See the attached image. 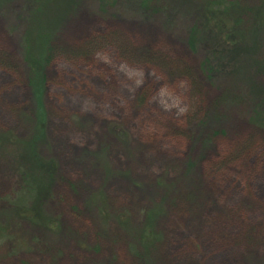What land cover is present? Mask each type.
I'll return each mask as SVG.
<instances>
[{
  "label": "rangeland",
  "instance_id": "1",
  "mask_svg": "<svg viewBox=\"0 0 264 264\" xmlns=\"http://www.w3.org/2000/svg\"><path fill=\"white\" fill-rule=\"evenodd\" d=\"M156 1L133 14L128 0H56L38 20L25 0L0 1V129L36 137L55 162L45 208L62 227H22V250L0 248V264H264V124L250 120L264 94V27L238 70L208 79L212 37H187L210 0ZM238 2L234 26L249 33L264 0ZM47 44L55 54L42 62ZM11 153L0 148V196ZM88 198L107 204L102 229L89 227ZM151 210L160 240L143 260L132 245ZM32 235L44 245L29 246Z\"/></svg>",
  "mask_w": 264,
  "mask_h": 264
},
{
  "label": "trees",
  "instance_id": "2",
  "mask_svg": "<svg viewBox=\"0 0 264 264\" xmlns=\"http://www.w3.org/2000/svg\"><path fill=\"white\" fill-rule=\"evenodd\" d=\"M25 1V17L34 16L35 20H38L47 19L48 14H52L50 7L54 5L56 0ZM102 1L104 2V0ZM148 1L128 0L127 6L131 13L134 14L135 10L141 13L146 8H151ZM154 5L157 6L156 0H154ZM237 8H243L238 0H210L202 8L203 13H201V17L199 16L200 21H195L191 27H188L190 29L187 42L191 46L202 42L203 35L209 36L208 38L212 37L210 38L211 48L210 50L209 48L206 49L204 59L200 63V68L208 79H211L217 73L216 71L225 74L226 71L231 73V70H238L234 62H237L243 55L248 56V54L255 53L258 49V43L254 37L257 36L258 29L264 27V11L262 13L259 11L256 14L259 15V21L254 23L257 28L253 27L249 33H244L239 25L234 26L237 13L233 12ZM159 9L162 11L163 5ZM229 10L233 11L230 12ZM260 14L263 19H260ZM198 36H200L199 39ZM250 37L253 41L250 40ZM249 40L250 42L247 44ZM24 54L26 60L31 62L28 58L29 54L27 55V52ZM54 54V48L47 44L44 53H39V56L42 62H45ZM250 120L253 123L264 124V94L252 106ZM36 144V137L25 143L17 138L13 132L0 129V148L5 147L13 153H11L13 159L9 165L11 186L4 195L0 196V248L6 247L7 254L10 256H14L23 248L22 243L19 242V238L22 237L20 235L22 227L26 226L30 230L34 229L44 233H58L62 228L59 217L53 212H48L45 208L46 204L54 197V183L58 178L57 166L51 159H41L36 151ZM103 198L93 201L88 198L86 206L89 207L90 205V209L94 210L95 217L92 216L91 226H89L91 228L99 226L98 229H100L108 223L109 218H112V216L109 217L107 204ZM86 206L85 211L89 213ZM4 213H8L9 217L5 218ZM124 214L125 212L122 213L123 216ZM155 214L156 211L154 210L146 211L142 223L138 228L136 227L142 232L138 235L140 246L134 247L132 245V247L137 249L135 250V253H138L136 257L143 260L147 258L149 251L160 240V235L154 225ZM122 215L120 213L113 215L116 221V223L113 221V224L117 225L120 230L127 227L120 220ZM127 224H129L128 221ZM29 238V246L31 247L44 245L41 237L32 235Z\"/></svg>",
  "mask_w": 264,
  "mask_h": 264
}]
</instances>
